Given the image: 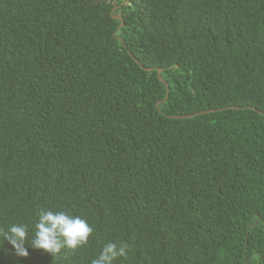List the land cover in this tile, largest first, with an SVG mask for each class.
<instances>
[{
    "label": "trees",
    "instance_id": "16d2710c",
    "mask_svg": "<svg viewBox=\"0 0 264 264\" xmlns=\"http://www.w3.org/2000/svg\"><path fill=\"white\" fill-rule=\"evenodd\" d=\"M48 210L88 242L34 248ZM12 224L27 252L0 235V264H91L108 242L115 264H264V0H0Z\"/></svg>",
    "mask_w": 264,
    "mask_h": 264
},
{
    "label": "clouds",
    "instance_id": "9594fccd",
    "mask_svg": "<svg viewBox=\"0 0 264 264\" xmlns=\"http://www.w3.org/2000/svg\"><path fill=\"white\" fill-rule=\"evenodd\" d=\"M92 232V226L80 216L67 211L48 210L39 216L35 224L32 246L43 250L46 254L56 256L65 247L75 250L85 245ZM0 235L13 246L18 255L26 254L27 249L24 244L28 237L27 226L12 224L7 232H0ZM127 254L126 246L108 242L91 260V264H115Z\"/></svg>",
    "mask_w": 264,
    "mask_h": 264
},
{
    "label": "water",
    "instance_id": "95a60500",
    "mask_svg": "<svg viewBox=\"0 0 264 264\" xmlns=\"http://www.w3.org/2000/svg\"><path fill=\"white\" fill-rule=\"evenodd\" d=\"M115 19H117V20H119V21L122 22L121 28L124 27V20H123L120 16L115 17ZM132 58L136 61V63H137L138 65H140V66L142 67V64H141L138 60H136L133 56H132ZM147 71L152 72L153 70L150 69V70H147ZM158 74H159V79H160V81H161L162 83L166 84L165 80L161 77V71H159ZM166 86H167V85H166ZM168 98H169V87L167 86V98H166V100H167ZM221 111H223V110H221ZM212 112H216V111H211V112H206V113H212ZM200 115H203V113H201V114H197V115H194V116L182 117L181 119H188V118H192V117L200 116Z\"/></svg>",
    "mask_w": 264,
    "mask_h": 264
}]
</instances>
